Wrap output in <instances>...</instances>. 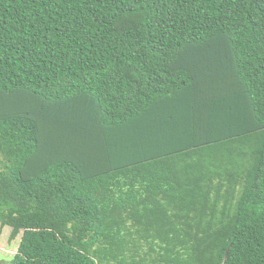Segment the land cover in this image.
<instances>
[{
    "label": "trees",
    "instance_id": "16d2710c",
    "mask_svg": "<svg viewBox=\"0 0 264 264\" xmlns=\"http://www.w3.org/2000/svg\"><path fill=\"white\" fill-rule=\"evenodd\" d=\"M8 264H264V0H0Z\"/></svg>",
    "mask_w": 264,
    "mask_h": 264
},
{
    "label": "rangeland",
    "instance_id": "374dc122",
    "mask_svg": "<svg viewBox=\"0 0 264 264\" xmlns=\"http://www.w3.org/2000/svg\"><path fill=\"white\" fill-rule=\"evenodd\" d=\"M11 227L0 223V264H8L17 251L20 235L11 238Z\"/></svg>",
    "mask_w": 264,
    "mask_h": 264
}]
</instances>
